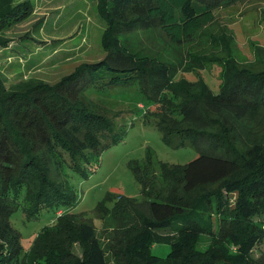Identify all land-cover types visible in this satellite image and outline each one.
Instances as JSON below:
<instances>
[{
	"label": "trees",
	"instance_id": "1",
	"mask_svg": "<svg viewBox=\"0 0 264 264\" xmlns=\"http://www.w3.org/2000/svg\"><path fill=\"white\" fill-rule=\"evenodd\" d=\"M95 1L107 24L102 61L81 64L54 85L29 80L5 90L0 81V264H264V255H252L264 240V47L247 63L231 55L223 37L220 58L200 55L206 49L179 52L214 23L216 10L240 0ZM30 14L27 2L0 0V31ZM147 30L176 48L173 62L165 51L142 59L114 39ZM214 63L221 68L216 93L200 76H178ZM134 83L147 101L143 116L153 117L163 143L193 148L198 157L160 162L157 174L149 150L130 161L143 201L107 195L95 208L98 228L59 209L75 203L63 170L87 178L127 133L85 94ZM21 203L28 216L56 211L27 251L10 224ZM126 210L137 223L108 228ZM161 245L164 255L155 249Z\"/></svg>",
	"mask_w": 264,
	"mask_h": 264
},
{
	"label": "rangeland",
	"instance_id": "2",
	"mask_svg": "<svg viewBox=\"0 0 264 264\" xmlns=\"http://www.w3.org/2000/svg\"><path fill=\"white\" fill-rule=\"evenodd\" d=\"M14 1L15 4L29 3L31 14L25 20H14L0 31V81L5 90L29 80L54 85L81 64L97 63L106 56L102 39L107 24L98 13L95 0ZM214 14V23L200 34L194 44L182 46L179 52L182 54L189 47L194 53L206 49L200 55L220 58L224 51L218 38L223 37L229 41L231 55L237 61H252L255 49L264 47V0H240L219 8ZM212 37L217 39L212 40ZM115 38L120 46L137 53L142 59L147 53L157 56L165 51L162 55L173 62L171 55L176 48H172L157 31L120 33ZM220 69V64L214 63L208 64L203 71L196 69L190 74L179 70L178 76L190 81L200 76L216 93L220 85ZM85 96L88 101L102 106L101 110L113 119L116 129L123 127L127 131L122 142L102 152L95 171L87 178H81L68 167L63 170L64 178L73 189L75 203L59 209L63 213L84 215L99 228L101 223L95 208L107 195L143 201L140 185L128 167L130 161L143 160L149 150L157 174L160 162L185 165L196 159L198 152L193 148L174 150L163 143L153 117L143 116L147 101L139 91L138 83L101 91L90 90ZM27 207L21 203L10 215V224L20 234L23 251L29 249L36 234L56 217L52 208L28 216L24 212ZM114 217L108 228L138 221L131 210L115 213ZM226 245L229 247L230 244ZM155 249L164 255L168 247L161 245ZM230 250L234 252V246ZM252 255L254 258L264 255V240L257 244Z\"/></svg>",
	"mask_w": 264,
	"mask_h": 264
}]
</instances>
